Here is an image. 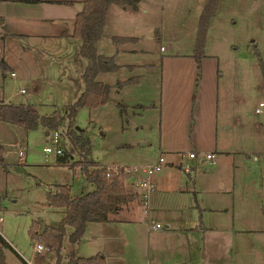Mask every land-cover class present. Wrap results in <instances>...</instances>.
I'll list each match as a JSON object with an SVG mask.
<instances>
[{
  "label": "rangeland",
  "instance_id": "374dc122",
  "mask_svg": "<svg viewBox=\"0 0 264 264\" xmlns=\"http://www.w3.org/2000/svg\"><path fill=\"white\" fill-rule=\"evenodd\" d=\"M205 2L139 0L131 26L122 19L115 23L114 17L109 21L106 13L97 53H109L114 44L109 34L125 31L128 25L138 32L131 46L137 51L118 56L119 61L149 66L130 73L126 68L98 73L95 78L110 86L106 101L94 107L79 106L70 118V128L67 106L83 89L85 65L78 53L79 38L60 34L71 30L72 17L15 21L11 23L15 25L13 34H4L5 23L0 26V101L29 103L40 115L55 111L54 130L61 148L60 154L42 151L52 130L44 134L40 123L24 130L0 121V264H25L27 259L31 264H54L53 250L36 252L27 228L32 220L41 219L48 225L58 222L60 209L45 203V192L55 183L69 184L72 195L93 187L80 173L79 158L129 166L156 159L157 138L148 129L151 110H144L140 103L164 85L161 75L167 68L161 65L162 57L193 52L197 19ZM13 9L16 7L0 3L3 14ZM203 54L210 69L222 73L220 86L227 102L237 97L240 103L239 115H226L230 124L227 129L219 127L217 133L218 144L234 152L216 153L214 163L205 159L193 164V160L185 162L183 153L193 143L186 136L172 143L182 163L180 169L186 166L194 174L193 184L204 190L192 206H178L182 215L175 221H151L160 224L156 229L149 220L138 226L88 221L77 242H68L66 236L63 239L60 264L69 255L88 256L103 248L108 251V264H264V77L260 67L264 65V0H216L207 20ZM128 75H136L139 82L117 93L115 82ZM20 87L24 93L19 92ZM118 101L123 103L122 112ZM259 101L263 105L254 112ZM187 127L190 130L191 123ZM68 130L82 141L81 154L77 149L70 152ZM17 150L22 151L21 156ZM65 152H69L67 163H58L57 157ZM232 179L238 184L233 191ZM146 224L150 229L146 230ZM70 230L66 227L67 233Z\"/></svg>",
  "mask_w": 264,
  "mask_h": 264
},
{
  "label": "crops",
  "instance_id": "0c3cea01",
  "mask_svg": "<svg viewBox=\"0 0 264 264\" xmlns=\"http://www.w3.org/2000/svg\"><path fill=\"white\" fill-rule=\"evenodd\" d=\"M81 1L82 0H0V3L16 7V9L9 10V13L6 14L0 11V26H3L5 23L8 27H5L7 32L5 31L4 34H13L14 31L12 28L15 25L11 23L15 21L30 22L33 21V19H45L51 16L63 15L71 16L73 20L75 12L81 7ZM19 7L22 8V10H18ZM137 9L138 5L133 8L129 5L111 3L106 9L105 16L106 13H108V17H110L109 21L111 22L112 17L116 19L115 23L119 19L129 22ZM106 21L104 17L103 28ZM128 24L131 26L130 22ZM70 31H62L60 34L70 33ZM112 36H128L130 38L114 42L111 40ZM101 37L100 35V38ZM109 37L110 41L114 43L113 49L111 48L109 53L104 55H111L118 67L114 71L106 72L115 73L119 69L126 68L130 73L139 66H149L146 63L137 61L120 62L118 59V56H122L123 54H136L137 49L131 46H134L133 43L138 39V32L131 31L127 25L125 31L110 33ZM159 49L162 50L163 47L159 46ZM140 51H142V49ZM209 63L207 56L203 54L201 58L200 79L194 90L193 98L191 99L195 75V63L191 53H175L161 58L162 67L165 66L167 68L165 74L161 75V80L163 78L164 85H160L159 89H155V92L153 91L152 94H148L145 97V100L148 101L140 104L144 110H151L152 117L148 121V129L153 131L154 135H156L158 145L157 155H162L161 153H163L166 163L162 165L163 168L161 166L162 169L160 168L150 176L153 190L149 195L146 207L143 206L140 201L138 190L134 188L137 195L135 199L123 205L122 209L119 211V213H122V216L116 217L115 215V220L101 221L104 224L120 226L132 223L138 226L142 221H145V223L147 220L150 222L158 221V218L164 219L166 222L175 221L182 215L181 211H178L181 207L178 206H192V201L197 199L198 193L201 191L204 192L203 189H198V187L193 184L194 174H192L190 170L184 169L186 166L180 169L182 163L177 159L176 155H178V151L172 143L185 139L186 136L187 139L193 143L192 149L188 150H194L195 157L189 158L186 155L188 150L182 152L184 153L185 162L193 160V164L195 161L205 160V152L212 153V157L217 154L234 152V149H227L225 145L218 144L217 133L219 127L220 129L228 128L230 123L226 115L227 117L234 115V118L239 115L240 103L237 97H235L233 102H227L225 94H222L223 92L220 86L222 73H215L214 70H211ZM174 67H179L180 70L177 71ZM124 78L128 80L120 87L114 88L117 93L127 85H137L139 82V77H136V75H128ZM223 98L224 100H222ZM117 100L121 99L119 98ZM0 102L2 103L3 101ZM134 104L138 103L136 102ZM190 123L192 127L188 130L187 126H189ZM212 157L211 162L207 160L208 163H214ZM155 160L156 159L153 158L151 162ZM237 186L238 184L234 183L232 179L230 185L231 191H233V189L235 190ZM60 214L62 215L61 211ZM43 222L44 225H48L45 221ZM148 227L149 226L146 224V230L150 229ZM208 227L209 226H204V228ZM61 247H63V241ZM49 249L50 248L42 251L34 250L36 252H45ZM98 251L104 255L105 263L108 264V251L105 248ZM25 264L31 263L27 259Z\"/></svg>",
  "mask_w": 264,
  "mask_h": 264
},
{
  "label": "trees",
  "instance_id": "16d2710c",
  "mask_svg": "<svg viewBox=\"0 0 264 264\" xmlns=\"http://www.w3.org/2000/svg\"><path fill=\"white\" fill-rule=\"evenodd\" d=\"M139 0H82L81 7L75 12L70 33L64 35L79 38L78 53L85 58V65L81 72L83 89L77 98L67 106L68 128L71 127V116L81 106L94 107L106 101L110 86L99 81L95 76L100 72L114 71L117 64L111 55L97 53L96 43L102 33L105 12L111 3L136 7ZM216 0H206L197 19L195 28L194 48L191 56L195 63V75L193 80V92L201 75V58L203 57V40L206 31L207 20L211 16ZM128 36H112L114 42L128 39ZM261 72L264 77V65L261 63ZM128 79L117 80L115 88L123 85ZM0 120L12 123L24 130L34 129L40 123L45 131L54 130L57 126L56 112L50 115H40L29 103H2ZM122 112L123 103L117 102ZM70 152L79 150L82 141L78 134L68 130ZM79 142L77 143V141ZM81 154V151L80 153ZM1 155V154H0ZM69 152L59 155L58 163L66 164L65 156ZM58 156V155H57ZM80 173L84 180L93 187L80 195H72L67 183H55L51 189L45 192V203L53 208H59L61 217L55 225H44L39 232L38 220H32L27 228L28 235L35 241L51 248L55 254L54 264H60V249L66 236L68 242L77 241L84 232L88 221L115 220V215L123 205L135 199L136 191L131 184L123 180L120 174L106 172L104 164L78 159ZM66 227H71L67 233ZM1 260V259H0ZM65 264H106L104 255L96 251L88 256L70 255Z\"/></svg>",
  "mask_w": 264,
  "mask_h": 264
},
{
  "label": "built area",
  "instance_id": "2783aa9c",
  "mask_svg": "<svg viewBox=\"0 0 264 264\" xmlns=\"http://www.w3.org/2000/svg\"><path fill=\"white\" fill-rule=\"evenodd\" d=\"M10 75H14L12 71L9 72ZM19 92L24 93V88L20 87ZM260 105H263L261 101L258 102V105L254 107V112H258L260 110ZM58 132L56 130H52L51 133H49L46 136V141L49 144H44L42 146L43 152H50L53 151L55 154L61 153V148L59 146V140H58ZM17 155L21 156L22 151L17 150ZM186 155L189 158L195 157V151L194 150H188L186 152ZM212 153L205 152L204 158L209 159L208 161L211 162ZM165 163V160L162 155L158 154L156 157V160L147 164H140V165H109L105 164V169L108 174V172H112L114 174H120L123 176V180L128 182L131 185H134V187L138 190L140 201L143 206H147L149 195L153 190V185L150 181V176L154 172L158 171L161 166ZM184 169H188L187 167ZM1 219V217H0ZM150 227L152 229H156L160 227V224L158 222H150ZM36 251H42L44 249H48L47 246H44L43 244L36 242L33 247Z\"/></svg>",
  "mask_w": 264,
  "mask_h": 264
},
{
  "label": "water",
  "instance_id": "95a60500",
  "mask_svg": "<svg viewBox=\"0 0 264 264\" xmlns=\"http://www.w3.org/2000/svg\"><path fill=\"white\" fill-rule=\"evenodd\" d=\"M45 134H47V131H45ZM38 222H39V226H40V228H39V232H40L44 226V222L41 219H39Z\"/></svg>",
  "mask_w": 264,
  "mask_h": 264
}]
</instances>
